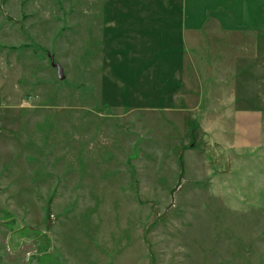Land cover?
I'll list each match as a JSON object with an SVG mask.
<instances>
[{"label": "rangeland", "instance_id": "rangeland-1", "mask_svg": "<svg viewBox=\"0 0 264 264\" xmlns=\"http://www.w3.org/2000/svg\"><path fill=\"white\" fill-rule=\"evenodd\" d=\"M164 2L0 0V264H264V110L211 45L254 35Z\"/></svg>", "mask_w": 264, "mask_h": 264}, {"label": "crops", "instance_id": "crops-1", "mask_svg": "<svg viewBox=\"0 0 264 264\" xmlns=\"http://www.w3.org/2000/svg\"><path fill=\"white\" fill-rule=\"evenodd\" d=\"M164 6L167 8L164 10L166 15L173 14L174 9L182 10L185 31L200 32L208 29L210 24H214L216 25L214 29L222 33L254 35V39L249 42L239 39L211 42L213 47L243 48L241 53L233 52L232 54L231 52L229 56L225 55L226 49L224 53L221 51L223 62L221 65L215 64L216 70L218 69L220 72V76L215 75V78L222 79L221 90L217 94L233 95L232 98H227L223 102L220 109L241 111L247 108L251 112H253L252 110L260 112L264 110V0H165ZM197 45L199 44L197 43ZM248 47L249 49H246ZM246 51L249 55H245ZM216 54L217 50L214 49L213 55L216 56ZM224 62L235 63L230 66L229 73H225L223 69ZM246 90L252 91L251 93L254 95L249 103L253 106L240 108L239 104L242 98L239 95L245 93ZM244 102L246 101L244 100ZM236 114L239 115V113ZM252 115L250 117H253ZM258 120V123L262 122L261 113ZM239 126L237 127L240 134Z\"/></svg>", "mask_w": 264, "mask_h": 264}, {"label": "water", "instance_id": "water-1", "mask_svg": "<svg viewBox=\"0 0 264 264\" xmlns=\"http://www.w3.org/2000/svg\"><path fill=\"white\" fill-rule=\"evenodd\" d=\"M58 70H59V76H60L61 78H64L65 75H64V73H63V68L61 67V65H58Z\"/></svg>", "mask_w": 264, "mask_h": 264}]
</instances>
